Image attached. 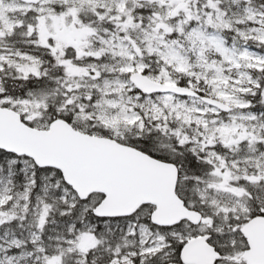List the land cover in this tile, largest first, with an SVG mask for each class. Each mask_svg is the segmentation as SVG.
<instances>
[{
	"label": "rangeland",
	"instance_id": "1",
	"mask_svg": "<svg viewBox=\"0 0 264 264\" xmlns=\"http://www.w3.org/2000/svg\"><path fill=\"white\" fill-rule=\"evenodd\" d=\"M253 1L0 0V72L38 77L48 67L59 75L66 103L79 105V125L98 121L118 139L156 125L210 170L205 178L189 176L193 188L183 192L201 207L197 230L152 231L146 213L99 229L85 218L65 220L76 195L58 180L33 179L27 160L11 159L0 173V264H86L89 254L103 252L113 255L107 264L165 263L174 246L204 231L222 254L230 247L232 262L241 259L240 230L264 211V0L258 7ZM16 33L21 39L11 38ZM133 73L170 85L186 74L231 110L195 98L144 96L129 81ZM248 95L261 97L260 104L245 101ZM0 106L47 127L45 103L4 97L1 82ZM82 207L83 214L92 209Z\"/></svg>",
	"mask_w": 264,
	"mask_h": 264
},
{
	"label": "water",
	"instance_id": "2",
	"mask_svg": "<svg viewBox=\"0 0 264 264\" xmlns=\"http://www.w3.org/2000/svg\"><path fill=\"white\" fill-rule=\"evenodd\" d=\"M28 5L42 0H19ZM144 95L175 94L198 98L188 87L160 84L142 73L129 77ZM202 101L223 112L230 108L210 97ZM0 150L31 159L39 168L59 171L64 182L81 200L92 194L103 199L94 208L99 218L127 217L141 206L151 205V222L172 227L181 221L198 225L201 214L185 207L176 194L177 167L123 145L107 137L75 130L67 121L56 119L48 129L26 125L13 110L0 107ZM249 249L243 255L248 264H264V217L252 218L242 228ZM207 236L197 237L182 250L186 264H214L217 254L206 243Z\"/></svg>",
	"mask_w": 264,
	"mask_h": 264
},
{
	"label": "trees",
	"instance_id": "3",
	"mask_svg": "<svg viewBox=\"0 0 264 264\" xmlns=\"http://www.w3.org/2000/svg\"><path fill=\"white\" fill-rule=\"evenodd\" d=\"M261 4V0H254L253 6L258 7ZM129 6V4H128ZM146 12V11H144ZM20 21H25V18L20 16L18 18ZM18 38L17 33L14 34L12 39ZM21 39V37L19 36ZM18 38V40H19ZM147 61V59H145ZM155 66V63H152ZM59 75L53 71H45L42 75L38 77L29 76V77H23L21 75H18L14 71H2L0 72V82L2 87V96L11 98L13 100H23V99H30L35 101H42L45 102L47 105V109L43 112L42 118L47 122H51L55 119H64L68 122H70L76 129H79L85 133L99 135V136H105V137H112L111 131L104 127L102 124H100L98 121H86L82 125H79V123L76 121V114L78 111V106L75 103L67 104L64 96H63V90L62 87H58V83L56 81V78ZM257 76V74H255ZM261 77H264V71L260 73ZM190 78L184 74V76L176 77L174 76V80L176 83L180 86H188L193 85L197 89H199L200 94L208 93L206 89H201L199 86H202L201 83L195 81L190 82ZM261 86L264 87V81L261 80ZM259 98V99H258ZM261 97L259 96H246L245 101L252 102L253 104H260ZM84 103V101H79ZM78 102V103H79ZM90 104V103H89ZM260 110V108L256 109ZM23 120L25 123H27L30 126H34L33 122L28 123L24 116ZM156 126V125H152ZM146 130L143 134L140 136L133 135V134H127L123 139H118L119 142L131 146L133 148H136L151 157L158 159L160 161L164 162H170L178 166L180 174H179V182L177 186V193L178 195L184 200L185 205L191 209L195 210H201V207H197L193 199L191 197H188L186 194H183L186 189L193 188V184H188L189 176H197L199 178H205L209 173L210 170L207 168V164L204 161V159L201 158V156H196V154H191L187 152V150L182 149L180 147H177L176 140L171 139L170 136H164V134L159 131L157 128L152 127ZM113 138V137H112ZM11 159L18 160L21 164L23 160H27L25 158H18L14 157L11 154H7L3 151H0V173L5 172L7 170V162ZM29 165H33L31 161L27 160ZM21 165H18L16 168L17 173H21ZM208 167H210L208 165ZM33 179L40 181L41 178L48 179L50 181L52 180H58L62 186H65L62 177L58 171L51 170V169H40L33 165ZM197 178V179H199ZM192 180V179H190ZM194 180H192L193 182ZM191 185V186H189ZM66 187V186H65ZM258 189L259 187L256 186ZM259 190V189H258ZM58 194V193H57ZM102 198L100 195H92L87 201L81 202L80 200L76 199V206L73 207L72 211L66 216L63 217L65 220L70 221L71 223H79L81 221V218H85V220L92 221L94 224H96V227H99V229L102 226L101 221L97 220L91 213V210H88L85 212V214L82 212V205L89 204L90 207H94L96 203ZM152 210L151 207L145 206L142 207L137 215H142L144 213L148 214ZM82 214L84 217H82ZM258 215L264 216V211L259 212ZM146 222L152 227L149 221V217L146 215ZM219 222V220H218ZM185 225L188 226V228L191 231L192 226H190L188 223H181L178 226H176L175 230H181L184 231ZM196 229V228H194ZM198 229V228H197ZM196 229V230H197ZM164 231L163 229H159ZM191 234H194V232H190ZM106 243V241H105ZM175 252L174 255L175 260H178V255L180 248L179 246H174ZM124 252V251H123ZM101 258H94V254H89L88 257L85 260L86 264H102V261L104 260L105 264L108 263V258L112 257L113 255L109 252H103L100 254ZM172 262V261H171ZM137 264V263H136ZM145 264H162L153 262L151 260H148Z\"/></svg>",
	"mask_w": 264,
	"mask_h": 264
},
{
	"label": "flooded vegetation",
	"instance_id": "4",
	"mask_svg": "<svg viewBox=\"0 0 264 264\" xmlns=\"http://www.w3.org/2000/svg\"><path fill=\"white\" fill-rule=\"evenodd\" d=\"M245 246H246V243H245ZM238 247L240 248V246H238ZM215 250L219 254V258H218V260L216 261L215 264H229V263H231L233 261V259L231 257L232 256V253L230 252V247H228V249H226V253L225 254H222L221 251L218 250L217 248H215ZM245 251H246V249L243 252H245ZM178 256L180 258V251H179V255ZM233 263L235 264L236 262H233ZM179 264H182V261L181 260H180ZM241 264H243V263H241Z\"/></svg>",
	"mask_w": 264,
	"mask_h": 264
}]
</instances>
